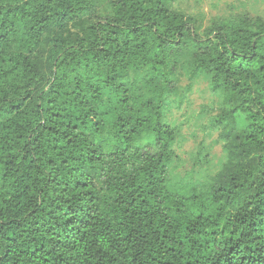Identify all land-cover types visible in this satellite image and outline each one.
<instances>
[{"label": "trees", "instance_id": "trees-1", "mask_svg": "<svg viewBox=\"0 0 264 264\" xmlns=\"http://www.w3.org/2000/svg\"><path fill=\"white\" fill-rule=\"evenodd\" d=\"M171 3L0 0V264H264V19ZM184 68L224 162L174 181Z\"/></svg>", "mask_w": 264, "mask_h": 264}, {"label": "rangeland", "instance_id": "rangeland-1", "mask_svg": "<svg viewBox=\"0 0 264 264\" xmlns=\"http://www.w3.org/2000/svg\"><path fill=\"white\" fill-rule=\"evenodd\" d=\"M169 7L193 18L202 27L212 18L230 14L264 19V0H172ZM221 107L222 98L212 93L207 77H190V71L181 70L178 94L169 104L165 117L177 131L175 157L170 165L174 181L182 179L187 171L203 170V157L202 163L195 166L199 152L208 153L210 160L218 165L224 162L222 143H217L218 131L212 124Z\"/></svg>", "mask_w": 264, "mask_h": 264}]
</instances>
